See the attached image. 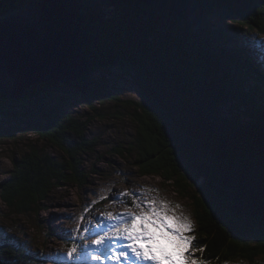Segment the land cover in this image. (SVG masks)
<instances>
[{
  "label": "trees",
  "instance_id": "1",
  "mask_svg": "<svg viewBox=\"0 0 264 264\" xmlns=\"http://www.w3.org/2000/svg\"><path fill=\"white\" fill-rule=\"evenodd\" d=\"M28 2L0 0V18ZM105 3L101 43L86 49L92 67L81 80L0 100V145L29 141L12 158L2 202L17 215L40 213L56 191L88 185L97 172L85 158L100 145L89 136L93 119L127 106L136 137L113 152L191 200L208 264L254 263L264 257V0ZM120 81L137 101L122 99ZM39 261L19 240L0 243V264Z\"/></svg>",
  "mask_w": 264,
  "mask_h": 264
},
{
  "label": "rangeland",
  "instance_id": "2",
  "mask_svg": "<svg viewBox=\"0 0 264 264\" xmlns=\"http://www.w3.org/2000/svg\"><path fill=\"white\" fill-rule=\"evenodd\" d=\"M254 56L261 55L255 52ZM118 87L124 101L138 100L137 92L129 81H120ZM101 112L102 116L94 117L89 130L91 138H100V145L96 152L85 158L87 168L97 172L91 176L88 185L58 190L45 202L42 212L28 215H17L9 210L0 197V243L5 238L19 240L41 260L35 264H97L90 260H57L55 255H66L77 236L90 235L83 231L77 233V229L94 227L108 213L117 215L128 211L132 201L131 197L120 195L124 192H135L141 204L147 199L155 198L157 201L167 202L171 207L179 205L176 208L177 214L188 216L193 225H196L193 206L188 197L180 195L171 183L165 182L161 177L140 174L132 156H120L113 152L119 145L127 147L136 137V128L128 116L129 108L110 105L101 109ZM74 113L79 117L89 114L80 108L75 109ZM28 143L29 141L19 140L6 141L0 145V186L13 170L12 158L22 156ZM141 193L144 195L141 196ZM131 210L139 211L134 207ZM195 233L197 230L194 228L190 234ZM94 238L93 236L92 239ZM82 243L91 244V239ZM159 246H163L168 253H173L172 245L166 241L160 240L157 247ZM193 248L196 249V245ZM228 264H264V257L256 259L254 263L240 260Z\"/></svg>",
  "mask_w": 264,
  "mask_h": 264
},
{
  "label": "water",
  "instance_id": "3",
  "mask_svg": "<svg viewBox=\"0 0 264 264\" xmlns=\"http://www.w3.org/2000/svg\"><path fill=\"white\" fill-rule=\"evenodd\" d=\"M106 0H29L0 18V100L16 101L50 82L75 83L101 43Z\"/></svg>",
  "mask_w": 264,
  "mask_h": 264
},
{
  "label": "snow or ice",
  "instance_id": "4",
  "mask_svg": "<svg viewBox=\"0 0 264 264\" xmlns=\"http://www.w3.org/2000/svg\"><path fill=\"white\" fill-rule=\"evenodd\" d=\"M120 195L131 197L128 211L117 215L108 213L94 227L77 229V233L83 231L90 235L77 236L66 255L56 254L55 259L90 260L97 264H208L195 255L197 250L204 249L193 248L195 237L190 233L194 225L188 216L177 214L179 205L171 207L155 198L141 204L135 192ZM133 207L139 211H132ZM86 239H91V244L82 243ZM160 240L172 245L173 253H168L163 246L157 247Z\"/></svg>",
  "mask_w": 264,
  "mask_h": 264
}]
</instances>
